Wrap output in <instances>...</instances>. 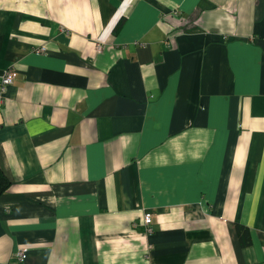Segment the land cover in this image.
<instances>
[{
  "label": "crops",
  "instance_id": "0c3cea01",
  "mask_svg": "<svg viewBox=\"0 0 264 264\" xmlns=\"http://www.w3.org/2000/svg\"><path fill=\"white\" fill-rule=\"evenodd\" d=\"M9 67L0 264H264V0H0Z\"/></svg>",
  "mask_w": 264,
  "mask_h": 264
},
{
  "label": "built area",
  "instance_id": "2783aa9c",
  "mask_svg": "<svg viewBox=\"0 0 264 264\" xmlns=\"http://www.w3.org/2000/svg\"><path fill=\"white\" fill-rule=\"evenodd\" d=\"M174 15H178L179 11L174 10ZM44 51V47H40L36 49V52L41 53ZM15 78V70L12 67H9L4 70L3 74L0 76V97L6 91L7 87L13 83ZM151 221L152 214L150 212H145L142 216V224L145 226V230L147 232L151 231ZM26 248H18L14 256L18 261H23L25 257Z\"/></svg>",
  "mask_w": 264,
  "mask_h": 264
},
{
  "label": "trees",
  "instance_id": "16d2710c",
  "mask_svg": "<svg viewBox=\"0 0 264 264\" xmlns=\"http://www.w3.org/2000/svg\"><path fill=\"white\" fill-rule=\"evenodd\" d=\"M10 181L0 169V195L7 189Z\"/></svg>",
  "mask_w": 264,
  "mask_h": 264
}]
</instances>
